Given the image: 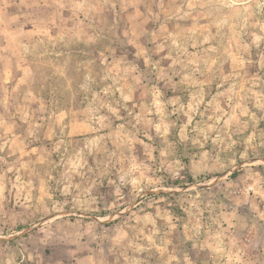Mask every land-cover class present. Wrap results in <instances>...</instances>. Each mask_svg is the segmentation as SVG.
<instances>
[{
  "label": "rangeland",
  "instance_id": "374dc122",
  "mask_svg": "<svg viewBox=\"0 0 264 264\" xmlns=\"http://www.w3.org/2000/svg\"><path fill=\"white\" fill-rule=\"evenodd\" d=\"M0 264H264V0H0Z\"/></svg>",
  "mask_w": 264,
  "mask_h": 264
}]
</instances>
